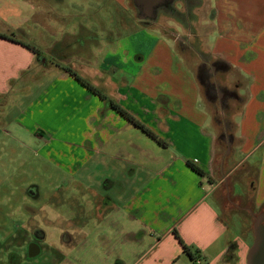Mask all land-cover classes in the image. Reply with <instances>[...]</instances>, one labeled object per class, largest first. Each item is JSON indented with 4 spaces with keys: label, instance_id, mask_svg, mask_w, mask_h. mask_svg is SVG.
I'll use <instances>...</instances> for the list:
<instances>
[{
    "label": "crops",
    "instance_id": "1",
    "mask_svg": "<svg viewBox=\"0 0 264 264\" xmlns=\"http://www.w3.org/2000/svg\"><path fill=\"white\" fill-rule=\"evenodd\" d=\"M131 1L103 5L122 7L128 22L143 26L158 15L160 23L180 27L197 16L196 24L206 29L202 51L211 64H196L191 50L169 48L148 60L160 69L155 82L147 73L131 83L105 78L92 50L95 33L81 19L75 25L68 21L72 14L85 16L75 3L60 0L58 7L69 13L56 14L50 0H0V97L38 88L22 112V126L38 138L52 130L75 140L87 136L83 150L91 153V162L62 164L69 185L83 192L79 203L89 221L76 232L80 256L59 264H190L196 255L202 264H246L247 220L264 205V0H195L171 10ZM86 15L91 20L95 11L88 7ZM161 35L175 47V39ZM171 55L181 59L174 69ZM64 68L165 146L112 109L99 117V99ZM55 143L51 139L41 151ZM58 150L63 154L61 145ZM236 152L245 154L238 163L232 160ZM236 185L243 187L242 195H234ZM232 214L239 218L241 237L230 232Z\"/></svg>",
    "mask_w": 264,
    "mask_h": 264
},
{
    "label": "rangeland",
    "instance_id": "2",
    "mask_svg": "<svg viewBox=\"0 0 264 264\" xmlns=\"http://www.w3.org/2000/svg\"><path fill=\"white\" fill-rule=\"evenodd\" d=\"M59 1L50 0V8L56 14L61 11L68 14L69 11L64 10L65 8L58 7ZM69 1L75 3L77 10H83L85 14L84 17L72 14L69 23L75 25L81 19L95 33L96 44L94 43L92 50L97 56L99 71L105 78L109 74L114 80L122 77L131 83L134 78L137 82L140 76H146L147 73V80L155 82L158 77L156 73L160 69L155 66V62L148 60H157L154 58L156 53L169 48L191 50L190 55L194 57L196 64L204 61L210 65L212 62V58L202 51L204 42L201 36L206 29L196 24L197 16L189 17V24L185 23L180 27L160 23L164 19L158 15L153 23L143 26L133 20L128 22V12L116 5L114 7L108 4L106 7L103 5L104 0H65L66 4ZM88 7L95 11V17L91 20L86 15ZM131 11L132 16L136 17L137 11ZM198 11L202 12L199 9ZM161 32L166 37L175 39V47L171 40L163 38ZM176 33L181 35L176 37ZM188 33L191 36L187 39ZM170 57L172 66L181 60L175 55ZM174 68L175 66L171 67ZM219 77L217 75L222 80L223 75ZM48 78L45 75L40 83L45 84ZM37 90L38 88H33L29 90V94H18L10 90L5 95L7 98L0 97V264H59L66 257L77 258L80 256L81 249L78 247L81 237L76 232L89 221V218L84 219L82 216L84 207L79 203L82 190L73 184L69 185L72 179L62 168L65 160L91 162V153L83 150L88 147V142H83L87 136L82 141L75 140L52 130L46 137L38 138L35 131L24 128L21 124L22 112L31 102L30 94ZM107 92L106 90L105 93ZM96 97L100 102L101 117L110 108L108 100ZM199 107L203 110L201 104ZM260 127L257 129L261 130ZM262 128L264 131V126ZM90 129L91 126L88 125L86 132L89 133ZM51 139L56 141L52 145L53 149L51 147L46 152L41 151L42 146ZM60 145L63 154L58 150ZM258 154L245 162L251 164ZM244 155L243 153L240 157L238 152L233 153L232 160L238 163ZM64 181L67 185L62 186ZM33 187V195H30L28 190ZM235 187L234 195H242L243 187ZM223 213L226 215L227 212ZM260 214H264V205L256 210L253 218L247 220L250 232L242 239L247 241L249 247L253 241V225ZM228 224L230 232L241 237L239 218L232 214ZM36 232L38 233L35 234ZM65 236L71 242H66ZM33 241L40 251L36 256L30 257L28 245ZM79 259L77 261H82Z\"/></svg>",
    "mask_w": 264,
    "mask_h": 264
},
{
    "label": "trees",
    "instance_id": "3",
    "mask_svg": "<svg viewBox=\"0 0 264 264\" xmlns=\"http://www.w3.org/2000/svg\"><path fill=\"white\" fill-rule=\"evenodd\" d=\"M33 49V48H32ZM33 51L37 52L35 49ZM66 72H68L76 81H78L82 86H84L87 90H89L94 95L98 96L101 100H107V98L96 88H94L92 85H90L87 81L83 80L82 78L78 77L75 73L70 71L69 69L64 68ZM108 106L110 109L114 110L116 113L121 115L124 119L127 120L128 123H130L133 127L140 129L148 138L156 141L158 144L165 146V143L156 136L153 132L145 128L140 122H138L132 115H130L125 109L117 105L116 103L108 100ZM187 166L199 174L200 176H203L202 171L197 168L192 162L187 161Z\"/></svg>",
    "mask_w": 264,
    "mask_h": 264
},
{
    "label": "water",
    "instance_id": "4",
    "mask_svg": "<svg viewBox=\"0 0 264 264\" xmlns=\"http://www.w3.org/2000/svg\"><path fill=\"white\" fill-rule=\"evenodd\" d=\"M29 194L33 195V192L30 191ZM38 232H36L35 234H37ZM252 233L253 241L246 254V264H264V215L263 217L256 220L253 225ZM39 251L40 249L37 244L28 245V255L30 257H34L39 253Z\"/></svg>",
    "mask_w": 264,
    "mask_h": 264
},
{
    "label": "flooded vegetation",
    "instance_id": "5",
    "mask_svg": "<svg viewBox=\"0 0 264 264\" xmlns=\"http://www.w3.org/2000/svg\"><path fill=\"white\" fill-rule=\"evenodd\" d=\"M133 5H136V3H140V5H143L144 7H146V9H148V7H159L161 9H165V10H171L172 8H174L176 5H193L195 0H132L131 1ZM146 12V11H145ZM214 66L216 68H219L221 66V64L219 62H214ZM34 188H31V190ZM30 189L28 190V192L31 191ZM33 191V190H32ZM263 217L260 216L257 219ZM29 244L35 245L36 242H30Z\"/></svg>",
    "mask_w": 264,
    "mask_h": 264
},
{
    "label": "built area",
    "instance_id": "6",
    "mask_svg": "<svg viewBox=\"0 0 264 264\" xmlns=\"http://www.w3.org/2000/svg\"><path fill=\"white\" fill-rule=\"evenodd\" d=\"M190 264H202V257L200 255L194 256V258H192Z\"/></svg>",
    "mask_w": 264,
    "mask_h": 264
}]
</instances>
